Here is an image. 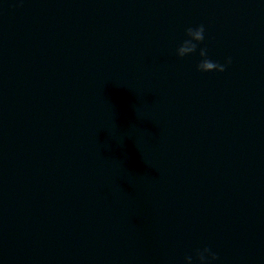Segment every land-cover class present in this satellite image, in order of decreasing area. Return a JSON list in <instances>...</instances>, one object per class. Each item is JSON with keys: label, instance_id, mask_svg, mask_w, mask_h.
<instances>
[{"label": "water", "instance_id": "obj_1", "mask_svg": "<svg viewBox=\"0 0 264 264\" xmlns=\"http://www.w3.org/2000/svg\"><path fill=\"white\" fill-rule=\"evenodd\" d=\"M206 247L264 264V0H0V264Z\"/></svg>", "mask_w": 264, "mask_h": 264}, {"label": "clouds", "instance_id": "obj_2", "mask_svg": "<svg viewBox=\"0 0 264 264\" xmlns=\"http://www.w3.org/2000/svg\"><path fill=\"white\" fill-rule=\"evenodd\" d=\"M186 38L180 43L176 49V55L180 58L193 55L197 52V48L205 40V27L199 25L196 27H188L186 29ZM200 62L196 65L197 71L201 73L218 72L223 73L228 64L231 63L229 58L225 63H220L209 58L207 47L199 48ZM199 264H212V261L218 259L217 254L210 248H204L197 253ZM185 264H193L191 256L186 257Z\"/></svg>", "mask_w": 264, "mask_h": 264}]
</instances>
